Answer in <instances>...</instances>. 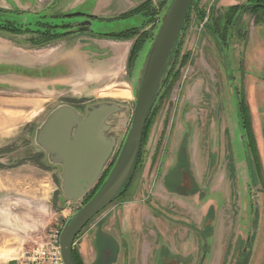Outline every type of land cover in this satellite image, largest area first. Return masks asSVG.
<instances>
[{"label": "rangeland", "instance_id": "1", "mask_svg": "<svg viewBox=\"0 0 264 264\" xmlns=\"http://www.w3.org/2000/svg\"><path fill=\"white\" fill-rule=\"evenodd\" d=\"M64 1L72 3L74 0H32L34 18L28 22H35L34 15L46 19L53 17L57 26L48 27V30L61 32V28L68 25L62 23L61 17L79 10H63ZM145 1L152 4L150 21L145 25L147 38L132 66L128 67L121 55L111 52L120 45L118 43L125 42L130 45L124 56H129L136 35L119 39L80 32L68 36L96 40L98 67L95 72H82L75 79L61 78L62 83L58 85L44 79L26 82L22 68L17 69V75L11 80L8 75L0 77V164L4 165L0 167V264H20L21 258L17 257L23 250L62 227L81 207L79 204H83L82 199L74 205L64 200L60 164L53 163L35 141L36 130L53 109L74 104L77 111L82 112L85 107L89 109L97 104H116L119 110L107 119L105 134L116 138L112 157L120 152L132 119L134 90L140 82L142 63L169 3V0ZM246 1H194L172 52L171 73L163 90L168 93L155 105L146 126L131 189L126 197L115 200L79 233L75 250L77 248L84 264H92L95 223L100 220L102 232L112 234L118 241L121 236L125 237L120 246H112L110 255L120 249L126 253L128 264L129 256L133 264H137L139 250L142 260L146 239L150 247H155L150 234L154 229L169 241L176 254V260L163 264L256 263L264 250V23L254 25L255 15L250 12L241 15L240 32L235 31L232 36L228 53L229 74L221 45L214 37L215 32L219 35L222 30L219 20L226 14L229 4L240 5ZM25 2L0 0V11L14 16L26 15ZM121 14L111 18H119ZM104 18L92 22L94 32H116L139 26L143 20L140 15L115 20ZM31 27L35 29V23ZM0 35L17 38L18 44L34 48L68 37L36 45L34 38L41 41L38 34L1 32ZM234 91L238 92L245 111L255 189L249 186ZM185 138H188L192 155L195 150L198 154L197 165L191 172L193 179L200 182L204 177L205 180L207 166L215 169L205 191L204 204L196 194L193 198H184L167 193L156 177L160 164L162 167L173 164ZM190 181L186 177L184 185L189 186ZM208 206L211 215L207 222L211 229L199 231L200 237L206 236L208 244L206 246L201 238L197 247L193 239L198 231L195 227H199L202 217L204 220V210ZM156 222L167 225L170 230L161 232ZM129 235L136 242L131 247ZM139 238L142 239L138 243ZM107 253L108 250L104 252ZM203 254L206 258L199 262ZM260 257L257 264H264V253ZM122 259L120 255L115 264H122ZM153 260L154 264H159L157 252ZM147 264L153 263L149 260Z\"/></svg>", "mask_w": 264, "mask_h": 264}, {"label": "water", "instance_id": "2", "mask_svg": "<svg viewBox=\"0 0 264 264\" xmlns=\"http://www.w3.org/2000/svg\"><path fill=\"white\" fill-rule=\"evenodd\" d=\"M194 1L170 0L160 18L158 31L149 44L142 63L140 82L134 90L131 123L119 155L98 191L62 226L59 244L63 264H77L73 255L76 236L94 215L118 198L134 171L145 121L158 93L172 49ZM84 21L89 26L77 27L76 30L93 31L90 27L93 20ZM224 54L229 74L227 49ZM118 110L114 103H102L91 106L82 116L73 107L60 105L48 114L45 122L36 130L35 141L53 163L61 165V191L64 200L73 205L98 183L105 165L113 155L116 138L105 134L108 130L106 121ZM241 140L245 150L242 131ZM2 166L4 165L0 164Z\"/></svg>", "mask_w": 264, "mask_h": 264}, {"label": "crops", "instance_id": "3", "mask_svg": "<svg viewBox=\"0 0 264 264\" xmlns=\"http://www.w3.org/2000/svg\"><path fill=\"white\" fill-rule=\"evenodd\" d=\"M143 1L145 0H74L72 3H67L68 1H64L65 4L61 7L63 10L78 8L82 13L85 14H92L102 17H114ZM32 4V0L31 3L29 0H26L25 2V6L28 8L25 9L26 12L28 11L27 16L33 15L31 11ZM86 39L83 40V37L76 38L73 36H68L62 40L49 43L43 47L34 48L31 46H24L22 43L18 44V41L20 42V40H17V38L0 35V67H5V70L0 71V77L3 75H8L9 80H11V77H14L13 75H17V68H22L25 70L24 76L26 80L24 81L26 82H28V80L31 81L44 79L47 81L51 80L52 82L49 83L53 85H58L62 83L61 78L70 77L75 79L79 77L82 72L91 74L92 72H95L98 67V49L94 44L96 40L91 39L90 37H86ZM118 44V47H116V49L111 53L115 54L116 56L121 55L125 61L127 56L124 55L127 54L130 44L127 45L125 42ZM45 86H47V84H45ZM156 224L161 232H167L170 230L168 226L164 225L163 223L156 222ZM172 225H169V227L172 228ZM150 234H152L151 236L154 239L153 243L155 244V247H150L148 242L149 240L146 239L145 241L147 244L145 249L142 250V260L140 254L141 250H139L136 263L142 264V262H144L147 264V262L151 260L154 264L153 256L156 252L158 255L159 264L176 260V254L174 250L171 249L172 245H170L169 241L164 240V238L159 236L156 229L152 230ZM142 236L145 238L146 235L143 233ZM129 237L132 239L131 235H129ZM135 237L138 238L139 236L136 235ZM120 238L125 237L121 236ZM142 238L138 239V243ZM193 239L196 241V245L198 247L201 237L197 233ZM135 244L136 242H133L132 239L130 242V247L134 246ZM138 246L140 247L139 244ZM262 253H264V250L260 253V255ZM260 255L258 256L255 264H257L258 260L262 258ZM129 258L130 264H133V258L130 256Z\"/></svg>", "mask_w": 264, "mask_h": 264}, {"label": "flooded vegetation", "instance_id": "4", "mask_svg": "<svg viewBox=\"0 0 264 264\" xmlns=\"http://www.w3.org/2000/svg\"><path fill=\"white\" fill-rule=\"evenodd\" d=\"M163 1V0H162ZM144 2V1H143ZM143 2H141V3H139V4H137L136 6H134V7H132V8H130L129 10H127V11H125V12H123L121 15H120V17L119 18H114V19H112L111 17H109L108 19H110V20H115V19H122V18H128L129 16H127V15H123V14H125V13H127V12H129V11H131V10H133L134 8H136L137 6H139V5H141ZM247 2V1H246ZM246 2H244V3H242V4H240V5H243V4H245ZM235 5H239V4H237V3H230L229 4V6H235ZM22 17V18H21ZM21 17H17V16H14V14H12V13H9V12H1L0 11V23H9V24H11V23H17V21L18 20H23V21H28L29 19L31 20L32 18H34L33 16H27V14L26 15H23V16H21ZM99 18H97L95 15H92V14H85V13H82L80 10H78L76 13H74V14H71V15H69V16H65L64 18L63 17H61V20H62V23H64V24H68L67 25V27H62L61 28V31H68V32H71L70 30H74L73 32H71V33H69V34H67V35H65L64 37H66V36H68V35H72V34H74V33H82V32H85V33H89V34H92V35H96V36H103V35H101L100 33H96V32H94V31H91V30H76V28L77 27H84V26H89V24L86 22V21H84V19H88V20H105L106 18H104V17H102V16H98ZM122 17V18H121ZM53 17H51V18H48V19H46V20H51L53 23H54V20H56L55 18H53ZM63 18V19H62ZM64 20H66V21H64ZM83 20V21H82ZM257 21V18L255 17V19H254V22H253V24L254 25H256L258 22H260V23H264V22H261L260 20L258 21V22H256ZM56 23H58V22H56ZM160 24V23H159ZM184 25V24H183ZM92 25H90V27H91ZM182 28H183V26H182ZM182 28H181V30H182ZM9 29H10V27H9ZM9 29H2V30H0V32H10V30ZM145 29H146V27L144 26V27H141L140 29H138L140 32H143V31H145ZM181 30H180V32H181ZM235 31L236 32H240V27H239V21L237 22V25H235V27H234V29H233V31H232V34L230 35V37H229V40H228V42H227V45H221V48H222V52H223V54H224V49H227V54L229 53V51H230V44H231V39H232V36L234 35V33H235ZM103 37H106V38H112V37H109V36H103ZM137 37L138 36H136L135 38H134V40H132L133 41V43L135 42V40L137 39ZM178 38V37H177ZM154 39V36H153V38L151 39V41L150 42H152V40ZM56 40V39H55ZM49 44V43H48ZM144 44V43H143ZM47 45V44H46ZM133 45V44H132ZM143 46V45H142ZM173 50V49H172ZM172 52H171V56H172ZM224 56H225V54H224ZM229 56V55H228ZM127 63H128V55H127V59H126V65H127ZM18 69V68H17ZM2 70H5V67H0V71H2ZM24 70V69H23ZM25 71V70H24ZM28 73V72H27ZM170 73H171V71H170ZM163 88L165 89V83H164V85L162 86V88H161V90H160V93H159V95L154 99V101H153V105H152V108L150 109V113H149V116H148V118H147V120H146V123H145V128H144V132L146 131V126H147V124H148V121H149V119H150V117H151V115H152V111L154 110V107H155V105H157L158 103H160L162 100H163V98H165V96H166V94L168 93L167 91H163ZM236 92V91H235ZM235 97V95H233V98ZM234 102H235V107H236V100H235V98H234ZM66 105V104H65ZM68 105V104H67ZM69 106H71V107H73L76 111L78 110V108L77 107H75V105L74 104H71V105H69ZM86 110H87V108L85 107L84 109H83V111L81 112H78L80 115H82V116H84V114H85V112H86ZM235 110H236V108H235ZM237 115V114H236ZM240 127V126H239ZM240 131H241V128H240ZM145 134V133H144ZM187 135V134H186ZM186 139V140H185ZM183 141H181V143H180V148L177 150V152H176V155H175V160H174V162H173V164L172 165H169V166H161V164L158 166V168H157V178L159 179V181H160V183H161V187L162 188H164L165 189V191L167 192V193H171V194H176V195H179V196H181V197H184V198H193L194 196H195V194L197 195V198H198V200L202 203V204H204L205 202L204 201H206L205 200V191H206V189H207V186H208V184H210V182H211V180H212V176H213V173H214V170L215 169H211V167H212V165L208 168V166H207V174L205 175V180L202 178V180H200V182L198 181V180H194L193 179V177H192V174L193 173H191L192 171H193V169L196 167V159H198V154H197V152H196V150H195V152H194V156L192 155V152H191V150H189V145H188V138H185ZM142 145H143V142H142ZM142 145H141V147H140V151H139V154H138V159H137V163H136V167H135V169H134V172H133V174H132V176H131V178H130V180H129V183H128V185H127V187L125 188V190H124V192L120 195V196H118V198H124V197H126V194H128L129 193V191H130V186H131V183H132V178H133V175H134V173H135V171H136V169H137V167H138V163H139V160H140V158H141V154H142ZM194 149H195V146L193 147ZM119 152V151H118ZM118 154L119 153H117L114 157H112L111 159H110V161L108 162V164L106 165V168H105V170H104V172L105 171H107V170H109V172H110V170H111V168H112V166L114 165V163H115V161H116V158L118 157ZM60 166V169H61V165H59ZM104 172H103V174H104ZM109 172H108V174H109ZM102 174V175H103ZM102 177V176H101ZM186 177H188L191 181H190V185L189 186H185L184 185V180H185V178ZM199 179H200V177H199ZM156 183V182H155ZM250 188H253V189H255V187H256V185H255V183H250ZM100 188V186L99 187H97V184L94 186V187H92L91 188V192H93V194L94 193H96V191H98V189ZM88 193H86L81 199H82V201H83V204L82 205H84V203L85 202H87L88 200V197L87 196H90L91 195V193L90 194H88ZM92 194V195H93ZM117 198V199H118ZM200 198V199H199ZM80 199V200H81ZM117 199H115V200H117ZM87 200V201H86ZM114 200V201H115ZM113 201V202H114ZM113 202H111L110 204H112ZM217 202V201H216ZM109 204V205H110ZM82 205H80L79 204V206H82ZM109 205H107L105 208H107ZM78 208H80V207H78ZM104 208V209H105ZM103 209V210H104ZM103 210H101V211H103ZM100 211V212H101ZM100 212H98L96 215H98ZM204 212H205V215H204V220L202 221V219H203V217H202V219H201V221L199 222V227L197 228V227H195L198 231H197V233L199 234V231L200 232H204L205 230H208V231H210V229H211V224H210V222L208 223L207 222V220H208V216L209 215H211L210 214V207L208 206V207H206L205 208V210H204ZM164 213H165V211H164ZM167 215H168V213H166ZM96 215H94L91 219H90V221L96 216ZM211 218V217H210ZM257 218V217H256ZM89 221V222H90ZM88 222V223H89ZM87 223V224H88ZM86 224V225H87ZM95 225H97L96 226V230H95V235H94V238H93V243H92V246H93V253H94V256H93V261H92V264H107V262H108V264H115L116 262H117V260L119 259V256L121 255V257H123V259H122V264H128V258H127V255H126V253L125 252H123L122 250H120L119 249V252L118 253H116L115 255H110V253L113 251V249H112V246H115V245H117V246H120V242H121V240L122 239H124V238H121L119 241L115 238V237H113V235L112 234H108L107 232H102L101 231V220L98 222V223H95ZM211 232H209L208 234H210ZM78 237H79V234L76 236V241H75V245H74V247H73V249L75 250V246H76V244H77V240H78ZM202 238V242L204 243V244H206V246H207V244H208V241L206 240V236H202L201 237ZM122 245H123V243H122ZM201 247H202V245H201ZM205 248V247H204ZM117 249V248H116ZM115 249V250H116ZM108 250V253L107 254H104V252L105 251H107ZM76 253L79 255V257H80V259H81V261H82V263H83V260H82V257H81V255H80V253H79V251L77 250V248H76ZM78 251V252H77ZM118 251V250H117ZM206 258V255H202V257L200 256V261L199 262H202L204 259ZM84 264V263H83Z\"/></svg>", "mask_w": 264, "mask_h": 264}, {"label": "trees", "instance_id": "5", "mask_svg": "<svg viewBox=\"0 0 264 264\" xmlns=\"http://www.w3.org/2000/svg\"><path fill=\"white\" fill-rule=\"evenodd\" d=\"M163 1H165V0H163ZM151 5L152 4H150L149 1H145L141 5L134 8L133 10L123 14V15H127L129 17L135 16V15H140L143 20L139 26L126 28L124 30H120V31H116V32L112 31V32H109L106 34L100 33L103 36H109L112 38H119V39H128V38H131L135 35L138 36L137 39L135 40V42L133 43L131 49H130V53L128 56V63H127L128 67L133 65L134 58L136 56L137 51L140 49L141 45L143 44V42L147 38V33L145 31L140 32L138 29H140L141 27H144L150 21V17H151L150 16V14H151L150 10H152ZM244 12H250V13L254 14L255 17L264 19V0H247V2L243 5L230 6L227 9L226 14L223 15L222 18L219 20L220 21L219 25L222 28L220 34L218 35L216 32L214 33V37L220 45H222V46L227 45V42L229 40L230 35L232 34V31H233L235 25H237V22L239 21L241 15ZM188 14H189V12H188ZM188 14H187V16H188ZM187 16H186V18H187ZM17 17H21V16H17ZM258 18H257V20L259 21ZM33 23H35V25H36L35 29H32V27H31V24H33ZM55 23H56L55 20L53 23L51 20H46L44 17L36 16L35 22H28V21L26 22V21L21 20V23H19V20H18L17 23H11V24L0 23V30L9 29V27H10V29H9L10 32H18V33L19 32H22V33L30 32V33L38 34L41 41L34 38L33 43L36 45L37 44L44 45V44L48 43L49 41L59 39L61 37H64L65 35L71 33L68 31H61L59 33H53V32H51V30H48V27L52 28L54 26H57ZM64 27H67V26L65 25ZM30 41H32V40L30 39ZM173 49H174V47H173ZM172 52H173V50H172ZM171 57L172 56L170 55L156 97L159 95L160 90H161L162 86L164 85V83L166 85V83L169 80V76H170L169 69H170V64H171ZM163 90H164V88H163ZM235 97H236V99H235L236 100V114H237L238 123H239V126L241 128L242 133L245 136V148L246 149L244 150V155H245L246 163L248 165L247 166L248 167V176L250 179V183L253 184V183H255V175H254L253 165L251 162L250 146L248 144V139L246 138V135H247V133H246V130H247L246 122L247 121L245 119V111H244L241 100L238 98V92L237 93L235 92ZM152 105H153V103H152ZM151 108H152V106H151ZM149 113H150V111H149ZM148 116H149V114H148ZM145 123H146V121H145ZM144 128H145V124H144L143 131H142V138H141L140 147H141L143 139H144V133H145ZM243 147H244V144H243ZM139 151H140V149H139ZM138 154H139V152H138ZM137 159H138V155H137V158L135 161L134 169L136 167ZM108 172H109V170L104 172V174L102 175V177L99 179V181L97 183V187L102 185V183L104 182V180L108 176ZM132 174H131V176H132ZM131 176H130V178H131ZM130 178H129V180H130ZM129 180L126 183V185L124 186V188L122 189L120 195L124 192L125 188L127 187L128 183H129ZM90 193H91V195L87 196L88 197L87 200H89L92 197L93 192H90ZM73 255H74V258H75L77 264H83L79 255L76 253V251L74 249H73Z\"/></svg>", "mask_w": 264, "mask_h": 264}, {"label": "built area", "instance_id": "6", "mask_svg": "<svg viewBox=\"0 0 264 264\" xmlns=\"http://www.w3.org/2000/svg\"><path fill=\"white\" fill-rule=\"evenodd\" d=\"M61 229L53 230L46 238L23 250L17 257L21 258L20 264H63L59 244Z\"/></svg>", "mask_w": 264, "mask_h": 264}, {"label": "bare ground", "instance_id": "7", "mask_svg": "<svg viewBox=\"0 0 264 264\" xmlns=\"http://www.w3.org/2000/svg\"><path fill=\"white\" fill-rule=\"evenodd\" d=\"M45 120H46V119H45ZM44 122H45V121H44ZM44 122H43V123H44ZM43 123H42V124H43ZM0 124H2V123H0ZM42 124H41V125H42ZM107 164H108V163H107ZM105 166H106V165H105ZM67 202H69V201H67ZM75 239H76V238H75ZM74 241H75V240H74ZM73 246H74V245H73Z\"/></svg>", "mask_w": 264, "mask_h": 264}]
</instances>
